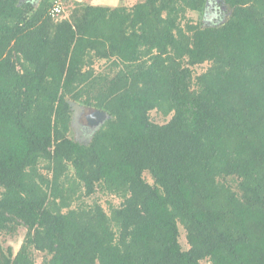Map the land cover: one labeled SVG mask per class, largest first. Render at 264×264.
Segmentation results:
<instances>
[{"label":"trees","instance_id":"1","mask_svg":"<svg viewBox=\"0 0 264 264\" xmlns=\"http://www.w3.org/2000/svg\"><path fill=\"white\" fill-rule=\"evenodd\" d=\"M38 255L264 264V0H0V264Z\"/></svg>","mask_w":264,"mask_h":264},{"label":"rangeland","instance_id":"2","mask_svg":"<svg viewBox=\"0 0 264 264\" xmlns=\"http://www.w3.org/2000/svg\"><path fill=\"white\" fill-rule=\"evenodd\" d=\"M21 1H25V0H21ZM73 1L86 3V2H92V1H97V0H73ZM136 1L137 0H121L119 4H116V6L123 5V6L130 7V6H133L136 3ZM72 8H73L72 4L70 5L69 3H67L65 15H63L65 16V18L69 16ZM223 17L224 16H222V18ZM192 18L196 19L197 15L195 14L192 15ZM107 66L108 64L105 61H96L94 65L95 69L99 72H103V70H105ZM208 67H209V64H205L203 66L197 67L195 68V72L202 73ZM82 112L83 111L81 110L79 106H74L73 122H72L71 132L69 135L71 139L73 140L80 141V142H88L89 139L91 138L93 131L92 132L87 131V129L89 130V127L86 125H90L91 121H89V119L95 118L96 116H93V113H90V112H86V114H83ZM151 117L153 118V120L159 123H164L167 120L166 118H164L161 114L157 112H152ZM93 122L95 123L96 121H93ZM108 201H111L115 205L119 203V201L115 198L102 197L101 202L105 208H107ZM25 234H26V230L21 228L18 232L17 237L15 238H10V236H7L4 239V237H2L4 247L12 246L13 251L16 254L24 240ZM180 242H181L183 249H188L189 246L187 245V242L184 236L180 238ZM37 264H42V257L40 255L37 256Z\"/></svg>","mask_w":264,"mask_h":264},{"label":"water","instance_id":"3","mask_svg":"<svg viewBox=\"0 0 264 264\" xmlns=\"http://www.w3.org/2000/svg\"><path fill=\"white\" fill-rule=\"evenodd\" d=\"M86 112H90L93 113L95 116H98V119L93 125H86L89 127V129L95 130L105 121V116L103 115V113L96 109H85L82 113L86 114Z\"/></svg>","mask_w":264,"mask_h":264},{"label":"crops","instance_id":"4","mask_svg":"<svg viewBox=\"0 0 264 264\" xmlns=\"http://www.w3.org/2000/svg\"><path fill=\"white\" fill-rule=\"evenodd\" d=\"M121 0H97L92 2H86L92 5H109V6H116V4H119ZM82 3V2H81Z\"/></svg>","mask_w":264,"mask_h":264},{"label":"built area","instance_id":"5","mask_svg":"<svg viewBox=\"0 0 264 264\" xmlns=\"http://www.w3.org/2000/svg\"><path fill=\"white\" fill-rule=\"evenodd\" d=\"M61 12H62V9H61L60 5H58V6H55L54 9L52 10V15L55 18H58V16L61 14Z\"/></svg>","mask_w":264,"mask_h":264},{"label":"flooded vegetation","instance_id":"6","mask_svg":"<svg viewBox=\"0 0 264 264\" xmlns=\"http://www.w3.org/2000/svg\"><path fill=\"white\" fill-rule=\"evenodd\" d=\"M90 120H91L90 125H93V123H94V122L92 121L93 118H90L89 121H90ZM87 131L92 132V131H94V130H92V129H89V130H88V129H87Z\"/></svg>","mask_w":264,"mask_h":264},{"label":"bare ground","instance_id":"7","mask_svg":"<svg viewBox=\"0 0 264 264\" xmlns=\"http://www.w3.org/2000/svg\"><path fill=\"white\" fill-rule=\"evenodd\" d=\"M93 116H95L94 114H93ZM98 119V116H96L95 118H93V120L92 121H96ZM91 121V120H90Z\"/></svg>","mask_w":264,"mask_h":264}]
</instances>
